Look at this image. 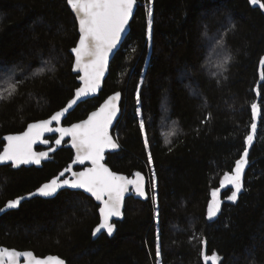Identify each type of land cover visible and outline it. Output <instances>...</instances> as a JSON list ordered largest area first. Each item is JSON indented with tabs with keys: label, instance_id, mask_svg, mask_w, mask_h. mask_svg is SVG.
Masks as SVG:
<instances>
[{
	"label": "trees",
	"instance_id": "trees-1",
	"mask_svg": "<svg viewBox=\"0 0 264 264\" xmlns=\"http://www.w3.org/2000/svg\"><path fill=\"white\" fill-rule=\"evenodd\" d=\"M148 6L137 0L100 95L64 120L83 119L120 90L122 111L112 131L120 149L106 163L128 175L142 172L146 198L128 197L114 235L93 239L100 216L92 197L70 189L34 195L0 216V245L57 254L67 264H205L204 255L213 253L218 264H264V9L250 0H151L149 41ZM207 36H222L225 47ZM78 37L66 0H0V90L10 79L22 81L0 100V151L4 135L50 116L73 96L79 83L71 48ZM212 44L231 56L224 68L207 66ZM253 103L260 114L248 146ZM245 147L242 190L235 202L227 199L230 187L223 190L220 211L210 219L212 192ZM73 155L62 142L40 166L0 167V208L57 175Z\"/></svg>",
	"mask_w": 264,
	"mask_h": 264
},
{
	"label": "snow or ice",
	"instance_id": "snow-or-ice-1",
	"mask_svg": "<svg viewBox=\"0 0 264 264\" xmlns=\"http://www.w3.org/2000/svg\"><path fill=\"white\" fill-rule=\"evenodd\" d=\"M67 3L74 11L79 24V41L72 49L75 54V65L79 68L83 75L79 77L82 84L76 88L73 99L68 101L66 107L55 112L49 119L30 123L27 130L18 135H9L5 139L8 141L3 152H0V163L11 161L13 167L21 164L35 163L39 165L41 160L47 156L46 152H33L32 144L40 139L45 132H58L60 139H56L55 143L59 145L65 136L72 139V147L76 149V161L81 164L84 161H90L92 167L86 168L84 171L73 173L74 179H65L58 183L57 179H53L49 183L42 185L37 191L44 196H49L56 192L57 188L62 185H69L73 188H81L100 201L99 208L101 223L94 230L93 235L105 229L108 235H112L115 224L110 223L112 217H122V208L124 207L125 193L129 191V185H133L137 195L144 197L142 177L139 172L135 173L136 179L118 175L111 171L101 161L104 159L105 148H117L119 145L113 140L109 134V126L112 124L116 115V101L120 97L117 92L113 96H109L107 100L100 105L97 111L92 112L86 120L72 124L68 128L57 127L52 128L50 125L55 121L59 124L65 113L77 104L83 102L85 98L93 95L100 88V82L108 67V60L111 54L121 42L123 34L126 32L129 22L133 17V9L136 0H67ZM253 5H259L264 9V3L261 0H250ZM151 0L147 8V37L151 40L153 10L151 8ZM233 27H235L233 25ZM217 47L224 48V39L221 36L218 40L212 38ZM231 60L230 55H225L220 67L224 68ZM260 64L264 66V58ZM40 69L34 75L43 72ZM261 79L264 80V72L261 73ZM143 81H141L142 83ZM22 81L7 82V86L0 90V100L11 98L18 90V85ZM137 101L139 102V87L137 88ZM251 132L245 137L246 144L251 146L254 135L257 130V124L254 122L260 114L258 105L253 103ZM140 130L144 132V122L140 121ZM175 135L173 130L168 136ZM42 143H48L47 140H41ZM165 143L170 144L171 140L165 137ZM145 148H148V139L144 137ZM248 147L243 149L242 155L235 161V167L231 173H225L220 184L223 187L225 182L232 185L231 195L227 199L235 202L238 194L241 192L243 183L242 176L244 169L248 164ZM149 164L152 162V156L148 154ZM71 171V166L65 169ZM63 175V172L60 174ZM154 175V174H153ZM219 190H213V201L208 205V217L211 218L220 211V204L215 198ZM33 195V194H29ZM25 197H17L6 202L5 208H16L20 205ZM154 203L156 197H152ZM4 209H0L3 211ZM158 215V214H157ZM203 243V241H202ZM159 235H157L156 256L160 257ZM24 258V264H49V261L55 260V264H64L59 258L48 257L40 259L34 256L32 251H18L0 246V264H20V259ZM211 260L212 264H218L219 257L213 253L211 257L204 255L205 264Z\"/></svg>",
	"mask_w": 264,
	"mask_h": 264
},
{
	"label": "water",
	"instance_id": "water-1",
	"mask_svg": "<svg viewBox=\"0 0 264 264\" xmlns=\"http://www.w3.org/2000/svg\"><path fill=\"white\" fill-rule=\"evenodd\" d=\"M66 1H67V0H66ZM67 4H68V3H67ZM68 6L70 7L72 13L74 14V16H75V18H76V15H75L74 11L72 10L71 6H70L69 4H68ZM136 10H137V0H136V4L134 5V9H133V17H134V15H135ZM133 17H132V19H133ZM132 19H131L130 22H129V26H128L127 29H126V32H125V33L123 34V36H122L121 42L117 45V48L114 50V54H111V55L109 56L108 67H107V69L105 70L104 76H103L102 79H101V82H100V88H99V89L97 90V92H95L93 95H91L90 97L85 98V100H84L83 102H85V101H87V100H89V99H92V98L97 97V96L100 95V93H101V91H102V89H103V86H104V82H105V80H106V78H107V76H108V74H109V71H110V64H111V62H112V60H113L115 54H116L117 51L121 48L122 44L124 43L126 37L128 36V34H129V32H130V29H131V21H132ZM76 20H77V18H76ZM77 25H78V33H79V24H78V20H77ZM78 41H79V37H78V40H77L76 44L74 45V47H76ZM74 47L71 48V53H72V55H73L72 71H73V73H75V74L78 75V77H77V81H78V83H79V86H78V87H80L81 84H82V82H81V80L79 79V77H80L81 75H83V72H82L79 68H77L76 65H75V54L72 52V49H73ZM78 87H77V88H78ZM75 90H76V89H75ZM117 92H119L121 95H120L119 99L116 101V107H117L118 110H117V112H116L115 117L113 118L112 124L109 126V134L112 136L113 140L119 145V143L117 142L116 138L114 137L112 131H113V129H114V127H115V125H116L118 119L120 118V115H121V111H122L121 104H122V99H123V94H122V92H121L120 90H118V91H114V92L110 93V94H109V95H108V96H107V97H106V98L100 103V105H102V104L104 103V101L108 99L109 96H113V95H114L115 93H117ZM74 94H75V91H74ZM74 94H73V96H72L69 100L73 99ZM69 100H68V101H69ZM68 101H67V103H66L63 107L59 108V109L56 110L55 112L60 111L62 108L66 107L67 104H68ZM83 102H77V104L73 105V107H72L71 109H69V111H68L67 113H65V116L61 118L59 124H57L55 121H53V123H52L50 126H51L52 128H57V127L68 128V127H70L72 124H76V123H79V122H81V121H83V120H86V119L88 118V116H89L92 112L97 111V110L99 109V107H100V105H99L97 108L91 110V111L87 114L86 117H84L83 119H81V120H79V121H75V122L70 123V124H64V120L67 118V116H68L73 110H75V109L78 107L79 104H81V103H83ZM55 112H53L50 116H48V117H46V118L39 119V120H35V121H31V122H29L28 124H30V123H35V122H38V121H41V120L49 119L53 114H55ZM28 124H27V126H28ZM27 126L25 127V129H23V130L20 131V132H16V133H8V134L4 135V136H3V139H4V145H3V148H2V150H1L0 152H3L4 147H5V146L7 145V143H8V141L5 139L6 136H9V135H18V134H20V133L26 131V130H27ZM54 135H57L58 138L60 139V134H59L58 132H45V133L43 134V136H42L40 139H37L36 142L32 144V151H33V152H37V153H38V152H46V153H47V156L41 160V163H40L39 165H37V164H35V163H29V164H21V165H19L18 167H14V168H20V167H22V166H25V167L40 166L43 162H46V161L50 160V155L52 154V152H53V150H54V147H52V143H51V139H50V137H52V136H54ZM41 140H47L48 143H46V144H45V143H42ZM62 141H66V146L69 147V148H71V149L73 150V153H74L72 161H71V162L69 163V165L65 168V169H67V168H69V166H71V171H65V169H63V170H62L57 176H55L54 178H52V179L46 181V182L43 183L42 185H44V184H46V183H49V182L52 181L53 179H57L58 183L62 182V181L65 180V179L72 180V179H74V177H73V173H78V172L84 171L86 168H90V167H92L91 162H90V161H87V160L84 161L83 164H81V163H79V162H75V161H76V149L72 147V139H71L70 136H65V137L62 139ZM37 147H41V149H38ZM119 149H120V145H119V147H117V148H115V149H113V148H105V150H104V154H103V155H104V159H103L101 162H102L103 164H105V166L108 167L111 171L117 173L118 175H122V176L128 177L129 179H136V177H135V173H137V172H134V173H132L131 175H128V174H126V173H123V172H119V171H115V170H113V169H112V168L106 163L107 154H108V153H112V152H116V151H118ZM4 165H12V163H11V161L4 162V163H0V167H2V166H4ZM77 166H80L81 168H80V169H75ZM62 172H63V175L61 176L60 174H61ZM139 173H140L141 177L143 178V179H142V183H143V188H144V191H145V196H144V197H141V196L137 195L136 192H135V188H134V186H133V185H129V186H128V187H129V191L125 193L124 204H125L126 199H127L128 197L132 196V195H136V196L141 197V198H146V196H147V183H148V179H147V177H146L142 172H139ZM42 185H40L38 188H36L34 191H32V192H30V193H26V194H24V195L18 196V197H25V199H23V200L21 201V203H22L24 200H26V199H28V198L34 196V195H41L37 190H38ZM62 189L78 190V191H82V192H84V193L87 194L88 196L92 197V198L95 200V202L99 205V207H98V212H99V208L102 206L101 203H100V201H97V200L95 199V197L91 196L90 193L86 192L84 189H81V188H73V187H70L69 185H62V184H61V186L57 188V190H56L55 193H53V194H51V195H49V196H46V197H53V196L57 195V194L59 193V191L62 190ZM29 194H33V195H29ZM42 196H44V195H42ZM16 198H17V197H16ZM14 199H15V198H14ZM21 203H20V204H21ZM5 205H6V203H5ZM5 205L2 206V207L0 208V209H4L3 211H0V216L3 215L4 213H6V212L9 211V210L15 209V208H5ZM16 208H17V207H16ZM122 212H123V216H122V217H112V218L110 219L109 222L115 224V229H114L112 235H109V236H113L114 233H115V231H116V228H117V226H116V221H120V220H122V219L124 218V207L122 208ZM99 216H100V212H99ZM100 223H101V217H100L99 223L94 227L93 232H94V230L100 225ZM103 233H107V231H106L105 229H101V231L98 232V233H96V235H93V233H92L93 239H97V238H98L100 235H102ZM107 234H108V233H107ZM0 246L6 247V248H9V249H15V250H18V251H32L33 254H34V256L37 257V258H40V259H46V258H48V257L59 258L60 260H62V261L64 262V264H67L66 260H65L64 258H62L61 256L57 255V254H47V255H44V256H40V255H37V254H36L33 250H31V249H18V248H15V247H8V246H5V245H0ZM20 264H24V258H21V259H20ZM49 264H55V260L49 261Z\"/></svg>",
	"mask_w": 264,
	"mask_h": 264
},
{
	"label": "rangeland",
	"instance_id": "rangeland-1",
	"mask_svg": "<svg viewBox=\"0 0 264 264\" xmlns=\"http://www.w3.org/2000/svg\"><path fill=\"white\" fill-rule=\"evenodd\" d=\"M216 40H218V37H214ZM207 40L208 41H212L213 39H212V36H207ZM213 42H214V40H213ZM210 49V51H209V53H208V55H207V57H208V59H207V66L210 64V67L211 66H216L217 64L219 65V64H221V62H222V60H223V57L225 56V53H223V52H221L222 51V49H215V47H213V44L211 45V47L209 48ZM231 173V172H230ZM242 182H243V180H242ZM228 187H230V189L231 190H234L233 189V187H232V185H229V184H227V182H225V185L222 187L221 185H220V187L219 188H217L219 191L217 192V196H216V198H215V200H216V202L217 203H219L220 204V195H221V192L223 191V190H225V189H227ZM216 189V190H217ZM213 201V198H212V200H211V202ZM217 214H218V212H217ZM217 214L215 215V216H213V217H211L210 219H213V218H215L216 216H217ZM205 255H207V254H205ZM209 256V255H208ZM212 256V255H211ZM211 256H209V257H211ZM208 263H210V264H212V262H211V260H209L208 261Z\"/></svg>",
	"mask_w": 264,
	"mask_h": 264
},
{
	"label": "flooded vegetation",
	"instance_id": "flooded-vegetation-1",
	"mask_svg": "<svg viewBox=\"0 0 264 264\" xmlns=\"http://www.w3.org/2000/svg\"><path fill=\"white\" fill-rule=\"evenodd\" d=\"M64 124H65V123H64ZM52 137H57L56 139H59L57 135H54V136H52ZM50 138H51V137H50ZM56 139H55L54 141H52V147H54V150H53L52 154H53V153L55 152V150H56V145H57V144L55 143ZM62 142H65V145H66V141H62V140H61V143H62ZM11 166H12V165H11ZM12 167H13V166H12ZM65 168H66V167H65ZM65 168H64V169H65ZM80 168H81L80 166H77L75 169H80ZM61 171H62V170H61ZM61 171H60V172H61ZM60 172H59V173H60ZM59 173H58V174H59ZM58 174H57V175H58ZM57 175H55V176H57ZM55 176H54V177H55ZM54 177H52V178H54Z\"/></svg>",
	"mask_w": 264,
	"mask_h": 264
},
{
	"label": "bare ground",
	"instance_id": "bare-ground-1",
	"mask_svg": "<svg viewBox=\"0 0 264 264\" xmlns=\"http://www.w3.org/2000/svg\"><path fill=\"white\" fill-rule=\"evenodd\" d=\"M38 149H41V147H37ZM51 156V155H50ZM52 179V178H51Z\"/></svg>",
	"mask_w": 264,
	"mask_h": 264
}]
</instances>
